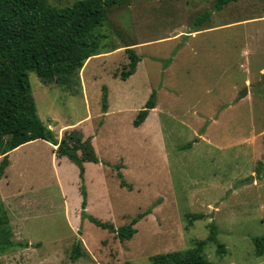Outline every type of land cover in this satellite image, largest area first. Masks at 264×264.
I'll use <instances>...</instances> for the list:
<instances>
[{
  "label": "rangeland",
  "instance_id": "1",
  "mask_svg": "<svg viewBox=\"0 0 264 264\" xmlns=\"http://www.w3.org/2000/svg\"><path fill=\"white\" fill-rule=\"evenodd\" d=\"M216 2L122 0L79 74L46 83L29 72L41 120L82 129L114 168L88 165L83 209L74 163L57 165L43 142L14 152L0 175V217L13 233L0 264H151L152 255L206 239L213 223L226 248L207 244L213 264H264L255 241L264 236V0ZM128 48L141 60L124 79ZM153 91L156 107L137 128ZM149 210L130 239L118 237L113 228Z\"/></svg>",
  "mask_w": 264,
  "mask_h": 264
},
{
  "label": "trees",
  "instance_id": "2",
  "mask_svg": "<svg viewBox=\"0 0 264 264\" xmlns=\"http://www.w3.org/2000/svg\"><path fill=\"white\" fill-rule=\"evenodd\" d=\"M122 0H77L63 8H57L48 0H0V175L8 166V154L21 145L37 139H45L58 144L60 156L68 157L80 169L82 208L87 207L88 192L85 185V167L87 161L99 162L93 149L91 138H84L77 129L65 131L61 141L56 134L39 117L33 94L29 72L35 71L46 83L55 79L70 80L79 74L84 64L97 54L99 40L97 29L107 18L108 9ZM237 0H217L216 9ZM211 11L204 12L197 19L200 24L210 17ZM129 53V69L122 72L126 79L135 73L141 58L133 48ZM171 60L168 61V63ZM107 94L104 95V99ZM157 91H153L144 108L134 120L140 126L156 107ZM106 102V101H104ZM106 112V103L104 104ZM118 167V166H117ZM122 186L130 187L122 173L118 174ZM151 210L139 213L131 222L117 231L121 240L130 239L137 231L134 225ZM83 217L103 227H109L83 211ZM201 218V215L188 217ZM191 222V221H190ZM8 220L0 217V251L7 250L13 243L12 230ZM110 228V227H109ZM11 229V228H10ZM262 252L264 236L255 238ZM209 242L218 246V252H226L225 245L218 240V227L210 224V233L206 239L197 241L196 245L184 249L159 253L150 257L151 264H213L207 257L205 249ZM74 259L81 254L80 242L74 250ZM73 258V257H72ZM125 264H130L126 262Z\"/></svg>",
  "mask_w": 264,
  "mask_h": 264
},
{
  "label": "crops",
  "instance_id": "3",
  "mask_svg": "<svg viewBox=\"0 0 264 264\" xmlns=\"http://www.w3.org/2000/svg\"><path fill=\"white\" fill-rule=\"evenodd\" d=\"M154 109V108H153ZM152 110V109H151ZM109 112V109L106 111V113L105 114H107ZM149 114H148V116H147V118L145 119V121L140 125V126H138L137 128H140V129H145V127H146V125H147V123H148V120H149ZM53 122H54V119H51V120H49L47 123H45L46 125H48V127L50 128H52L53 129V131L55 132V134H56V138H57V140L58 141H61L62 140V138H63V136H64V133H65V131L66 130H68L67 128L69 127V126H67V125H62V126H60L59 128H53L52 126L53 125H51V123L53 124ZM134 122V121H133ZM55 125V124H54ZM133 125H134V123H133ZM56 126V125H55ZM100 126H103V124H101ZM135 126V125H134ZM136 127V126H135ZM50 128V129H51ZM70 129H77V130H79L82 134H83V136H84V138H87L88 136H86L85 135V133L83 132V130L82 129H80V128H70ZM38 142H43L45 145H46V147H48V148H51L52 149V155L54 156L53 158H55L56 159V163H57V165H62L64 162L66 163V161L67 160H70L68 157H66V156H60L59 154H58V152H57V149H58V144H54L53 142H51V141H49V140H45V139H37V140H33V141H30V142H28V143H25V144H23V145H21L20 147H18V148H16V149H14V150H12L11 152H9V154H8V161H9V163H8V166H9V164H10V160H11V155L14 153V152H16L18 149H20V148H22V147H26V145L27 146H29V145H32V144H34V143H38ZM3 156H1L0 158H2ZM99 162H91V161H87V162H85L84 163V167H85V185H87V182H86V177H87V169H88V165H92V166H94V167H97V166H99V167H104L105 168V166H107L108 167V169L110 170V168H109V166H113L112 165V163L110 162V164L111 165H107L105 162L107 161H105L104 159H101V158H99ZM71 161V160H70ZM72 162V161H71ZM73 163V162H72ZM91 163V164H90ZM105 163V164H104ZM75 164V163H74ZM76 165V164H75ZM105 165V166H104ZM7 166V167H8ZM77 166V165H76ZM6 167V168H7ZM124 167V166H123ZM77 168H78V173H79V182H81V177H80V169H79V167L77 166ZM113 168H114V166H113ZM100 169V168H99ZM106 169V168H105ZM101 170V172H102V169H100ZM119 179V178H118ZM120 180V179H119ZM120 183H121V181H120ZM87 187V186H86ZM87 192H88V190H87ZM88 197L90 198L91 196H90V193H88ZM91 200V199H90ZM91 203V202H90ZM81 205H82V200H81ZM87 207H88V198H87Z\"/></svg>",
  "mask_w": 264,
  "mask_h": 264
},
{
  "label": "water",
  "instance_id": "4",
  "mask_svg": "<svg viewBox=\"0 0 264 264\" xmlns=\"http://www.w3.org/2000/svg\"><path fill=\"white\" fill-rule=\"evenodd\" d=\"M248 89L245 90V92H242L241 96H245L246 94H248Z\"/></svg>",
  "mask_w": 264,
  "mask_h": 264
}]
</instances>
